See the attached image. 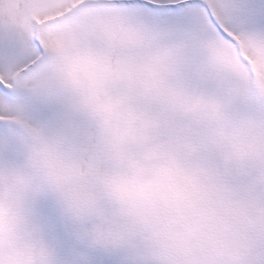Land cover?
<instances>
[{"label": "snow or ice", "instance_id": "snow-or-ice-1", "mask_svg": "<svg viewBox=\"0 0 264 264\" xmlns=\"http://www.w3.org/2000/svg\"><path fill=\"white\" fill-rule=\"evenodd\" d=\"M29 7V24L0 27V182L16 194L15 219L33 250L48 257L46 264H264V225L214 256L192 258L164 245L158 251L148 241L128 242L119 228L101 225L97 238L90 225L73 222L69 203L82 214L104 212L101 201L114 184L107 154L114 147L98 141L87 111L39 94L49 45L80 42L99 30L109 51L84 49L82 57L98 93L125 81L186 112L206 102L264 117V0H29ZM91 9L103 13L83 15ZM255 146L264 150V133ZM130 167L135 175L145 165L135 160ZM253 196L264 215V187Z\"/></svg>", "mask_w": 264, "mask_h": 264}, {"label": "clouds", "instance_id": "clouds-1", "mask_svg": "<svg viewBox=\"0 0 264 264\" xmlns=\"http://www.w3.org/2000/svg\"><path fill=\"white\" fill-rule=\"evenodd\" d=\"M84 48L76 43L50 45L47 77L40 87L41 98L87 111L95 122L97 139L114 147L107 154L113 168L114 184L104 193L101 206L107 215L103 223L82 214L69 203V218L90 225L97 238L102 225L107 231L119 228L128 242L148 241L159 251L165 228L161 214L166 207L161 190V174L185 187L205 179L207 157L222 167L249 176L264 187V150L257 138L264 133V117H245L225 106L195 103L190 111L173 107L168 98L146 93L139 85L111 82L98 93L92 66L82 57ZM183 128L184 131L179 130ZM143 161L140 174H132L130 162ZM10 189L0 182V260L6 264H46L47 256L25 236L16 221L19 210ZM114 220L115 223H108Z\"/></svg>", "mask_w": 264, "mask_h": 264}, {"label": "rangeland", "instance_id": "rangeland-1", "mask_svg": "<svg viewBox=\"0 0 264 264\" xmlns=\"http://www.w3.org/2000/svg\"><path fill=\"white\" fill-rule=\"evenodd\" d=\"M97 2L103 4L106 0H80V3ZM248 2L258 3V0ZM90 13L102 14L103 10H86L83 15ZM31 14L29 0H0L2 28L24 27L30 23ZM76 44L100 55L109 51V42L99 30L86 32L83 41ZM207 160L205 179L199 187H185L162 174L160 178L166 203L161 214V222L166 225L163 245L181 250L192 258L214 256L219 250L230 248L237 240L252 238L257 226L264 225V215L258 213L257 198L253 196L261 186L249 176L225 169L211 156ZM209 175L238 179L236 182H223L209 180ZM11 198L14 201L16 194L12 193ZM94 216L95 223L103 224L107 220L105 212Z\"/></svg>", "mask_w": 264, "mask_h": 264}, {"label": "bare ground", "instance_id": "bare-ground-1", "mask_svg": "<svg viewBox=\"0 0 264 264\" xmlns=\"http://www.w3.org/2000/svg\"><path fill=\"white\" fill-rule=\"evenodd\" d=\"M92 4V3H91ZM16 199V198H15ZM15 201V200H14ZM95 217V216H94Z\"/></svg>", "mask_w": 264, "mask_h": 264}]
</instances>
